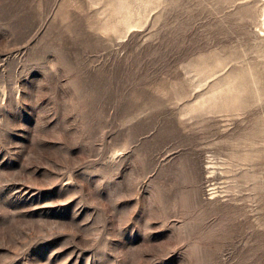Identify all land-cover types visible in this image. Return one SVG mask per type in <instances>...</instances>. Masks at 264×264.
<instances>
[{
	"label": "rangeland",
	"instance_id": "obj_1",
	"mask_svg": "<svg viewBox=\"0 0 264 264\" xmlns=\"http://www.w3.org/2000/svg\"><path fill=\"white\" fill-rule=\"evenodd\" d=\"M0 264H264V0H0Z\"/></svg>",
	"mask_w": 264,
	"mask_h": 264
}]
</instances>
